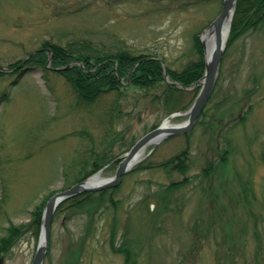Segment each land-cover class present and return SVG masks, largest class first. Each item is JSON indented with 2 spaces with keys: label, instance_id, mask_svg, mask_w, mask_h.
<instances>
[{
  "label": "rangeland",
  "instance_id": "obj_1",
  "mask_svg": "<svg viewBox=\"0 0 264 264\" xmlns=\"http://www.w3.org/2000/svg\"><path fill=\"white\" fill-rule=\"evenodd\" d=\"M221 5L0 0V66L57 43L91 54H151L179 71L197 57L194 36L200 40ZM23 66L16 85L10 81L21 71L0 80V93L9 91L0 103V236L9 225L24 228L1 264H31L40 234L31 225L36 208L91 170V149L116 159L101 171L112 177L131 141L171 111L188 110L199 90H183L166 104L154 97L163 87L125 83L83 105L57 71L32 61ZM182 152L186 169L159 165ZM145 155L106 193L57 207L42 264H131L116 251L122 247L135 264H264V20L226 44L192 129L150 145Z\"/></svg>",
  "mask_w": 264,
  "mask_h": 264
},
{
  "label": "trees",
  "instance_id": "obj_2",
  "mask_svg": "<svg viewBox=\"0 0 264 264\" xmlns=\"http://www.w3.org/2000/svg\"><path fill=\"white\" fill-rule=\"evenodd\" d=\"M264 20V0H237L235 13L232 20L231 32L227 41V45L245 28H254ZM52 52L51 66L63 67L71 64L62 71H57L67 83L73 88L78 104H90L99 99L108 91H120L122 84L128 83L139 88H157L163 87L161 94H155V100L162 99L166 104L173 100L174 94L184 91L165 81L163 67L159 57L155 55L135 54L130 50L123 49L115 53L95 54L86 53L83 49L75 50L73 46H63L57 43H47ZM194 47L197 52V57L187 63V65L177 71L167 67V74L171 81H177L183 86H190L195 81L200 79L204 73V56L203 48L197 36L194 37ZM142 58H152L145 59ZM34 62L46 69L47 61L46 52L39 50L34 54L29 55L28 62ZM80 62L82 65L76 63ZM18 64V63H17ZM16 64H13L15 66ZM53 70V69H52ZM55 71V70H54ZM25 72V71H24ZM10 81V85L17 84L20 75ZM16 74L15 72L0 71V80L6 76ZM123 79V83L120 81ZM9 98V91L4 90L0 93V103ZM184 108V107H183ZM182 108V109H183ZM177 110V108H176ZM172 112V111H171ZM135 140L131 141L127 149L132 146ZM89 151V150H88ZM90 160L85 164L91 166L90 171H86L82 176L77 177L72 184L84 179L92 172L99 169L101 166L113 159V156L107 152L89 151ZM187 155L186 152L179 153L169 160L159 163L163 167H171V169H186ZM177 183H171L167 188L175 187ZM264 188V184H263ZM93 192L85 193L80 197L69 198L71 205H79L85 201ZM106 193V190L99 191V195ZM42 207H37L34 212L32 227L37 231L40 229ZM24 233V228L9 225L5 229V233L0 236V264L3 256H6L11 248L16 244L19 237ZM125 256V262L135 264L131 250L126 247L117 248Z\"/></svg>",
  "mask_w": 264,
  "mask_h": 264
},
{
  "label": "water",
  "instance_id": "obj_3",
  "mask_svg": "<svg viewBox=\"0 0 264 264\" xmlns=\"http://www.w3.org/2000/svg\"><path fill=\"white\" fill-rule=\"evenodd\" d=\"M235 2L236 0H223L219 14L210 25L215 35V45L209 58L206 57L204 44L202 43L204 48L205 71L202 79L195 82L193 86V88L196 86H200V91L186 113L188 114L187 121H185L180 125L165 126L164 125L165 120L169 119L172 116H177L180 114L175 113L168 116L158 127L144 134L133 144V146L122 156L121 160L118 162L114 176L107 178L104 182L94 186H86L85 181H81L79 183L74 184L73 186H71L66 190H62L60 192L53 194L46 202V205L42 213V223H41V233H40V239H42V243L41 244L40 242L38 243L31 264H42L43 262L45 253L49 245L51 221L53 218L54 211L57 208V206L60 204V202H62L64 199L68 197L78 195L83 192L99 191L106 188L117 186L121 181L122 175L130 170L129 164L131 159L150 140H152L153 138H158L156 142L158 143L167 137L184 134L193 127V125L195 124L198 116L200 115L201 111L203 110L205 104L207 103L213 91L216 78L218 75L219 64L224 51V40L222 39V32H221L223 20L230 11L233 13ZM49 61L50 58L48 59V62ZM55 69L60 70L62 68H55ZM2 70L11 71L10 68H3ZM173 83L183 89H187V90L190 89L183 87L177 82H173Z\"/></svg>",
  "mask_w": 264,
  "mask_h": 264
},
{
  "label": "bare ground",
  "instance_id": "obj_4",
  "mask_svg": "<svg viewBox=\"0 0 264 264\" xmlns=\"http://www.w3.org/2000/svg\"><path fill=\"white\" fill-rule=\"evenodd\" d=\"M231 19H232V12L230 11L228 13V15L223 20L221 32H222V39L224 41L228 38V35H229ZM200 38H201L202 43L204 44L206 57L209 58L211 53H212V50L214 48V45H215V35H214L212 27L210 26V27L206 28L201 33ZM164 125L165 126H172L174 124L171 122V118H170V119L165 120ZM157 140H158V138H153L142 149H140L136 153V155L131 159L130 164H129V168H132L138 162H140L144 158V155H145L147 148L150 145H154L157 142ZM106 179L107 178H105L101 175V172H97L85 180V185L86 186H94V185H97V184L104 182ZM41 243H42V239L40 240V244Z\"/></svg>",
  "mask_w": 264,
  "mask_h": 264
}]
</instances>
